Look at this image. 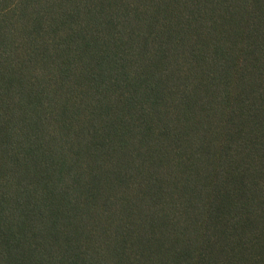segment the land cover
Here are the masks:
<instances>
[{"label": "trees", "instance_id": "16d2710c", "mask_svg": "<svg viewBox=\"0 0 264 264\" xmlns=\"http://www.w3.org/2000/svg\"><path fill=\"white\" fill-rule=\"evenodd\" d=\"M0 264H264V0H0Z\"/></svg>", "mask_w": 264, "mask_h": 264}]
</instances>
